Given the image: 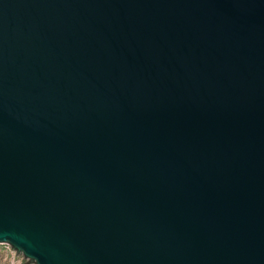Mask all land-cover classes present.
<instances>
[{"label":"water","instance_id":"1","mask_svg":"<svg viewBox=\"0 0 264 264\" xmlns=\"http://www.w3.org/2000/svg\"><path fill=\"white\" fill-rule=\"evenodd\" d=\"M0 242L264 264V0H0Z\"/></svg>","mask_w":264,"mask_h":264},{"label":"rangeland","instance_id":"2","mask_svg":"<svg viewBox=\"0 0 264 264\" xmlns=\"http://www.w3.org/2000/svg\"><path fill=\"white\" fill-rule=\"evenodd\" d=\"M0 264H33L25 262L22 254H16L6 242H0Z\"/></svg>","mask_w":264,"mask_h":264}]
</instances>
